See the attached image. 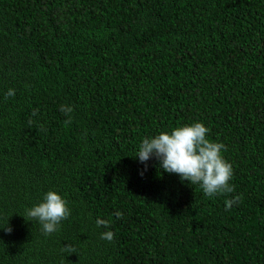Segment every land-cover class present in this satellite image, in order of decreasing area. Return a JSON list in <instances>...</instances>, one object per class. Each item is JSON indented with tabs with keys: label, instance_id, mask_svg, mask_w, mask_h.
<instances>
[{
	"label": "trees",
	"instance_id": "16d2710c",
	"mask_svg": "<svg viewBox=\"0 0 264 264\" xmlns=\"http://www.w3.org/2000/svg\"><path fill=\"white\" fill-rule=\"evenodd\" d=\"M194 122L233 193L140 174L143 138ZM49 190L71 211L45 235ZM0 264H264V0H0Z\"/></svg>",
	"mask_w": 264,
	"mask_h": 264
},
{
	"label": "clouds",
	"instance_id": "9594fccd",
	"mask_svg": "<svg viewBox=\"0 0 264 264\" xmlns=\"http://www.w3.org/2000/svg\"><path fill=\"white\" fill-rule=\"evenodd\" d=\"M15 89H8L5 98L14 97ZM71 105H61V111L68 119L65 125L71 123ZM38 110L34 109L32 115H37ZM210 129L201 122H194L177 127L169 131H163L154 137L142 139L137 154L140 163L145 164V168L140 172L147 170V161L155 157L160 162V168L169 174L179 175L182 181L191 184H197L208 197L215 195L231 194L235 191L230 183L233 178V167L224 156L226 147L221 142L212 141L208 138ZM241 200L239 195L225 201V210H228L234 204ZM68 202L56 191L46 192L41 202L26 209V216L29 219L37 220L42 226L45 235H49L59 230L61 222L70 215ZM117 218H123L122 212H115ZM9 218V217H8ZM97 226L109 227L108 221L103 219L96 220ZM6 233L12 232V227L6 225L3 227ZM115 238L111 230L101 233V239L109 242ZM69 254L75 253V248L68 244L62 248Z\"/></svg>",
	"mask_w": 264,
	"mask_h": 264
}]
</instances>
